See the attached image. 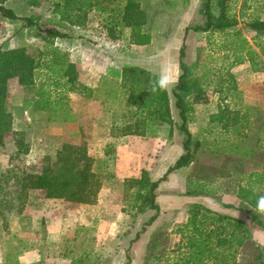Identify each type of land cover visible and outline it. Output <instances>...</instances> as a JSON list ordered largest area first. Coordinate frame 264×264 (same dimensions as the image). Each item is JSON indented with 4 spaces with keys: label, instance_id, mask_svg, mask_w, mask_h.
Instances as JSON below:
<instances>
[{
    "label": "rangeland",
    "instance_id": "rangeland-1",
    "mask_svg": "<svg viewBox=\"0 0 264 264\" xmlns=\"http://www.w3.org/2000/svg\"><path fill=\"white\" fill-rule=\"evenodd\" d=\"M124 2L115 0L106 4V7L108 9L121 7ZM137 2L146 15L145 28L154 36L151 51L165 50L169 55L178 58L185 28L203 25L205 22L199 0H137ZM226 5L227 12L236 20V25L223 33L189 31L184 38V61L189 67L197 62L196 67L239 68L244 79L253 73V63L248 60L235 63V55L223 48L225 45L229 46L237 32L255 51L254 62H261L259 65L264 66V53L260 49V47L264 49V34H257L246 27L249 21L264 18V0H228ZM5 6L12 9L21 19L9 20L0 15L2 49L23 48L28 54L42 50L44 45L42 29L49 26L51 2L6 0ZM213 11L217 14L216 4ZM30 17L35 18L34 24L28 26L25 19ZM105 17L106 12H91L84 27H68L63 31L67 34L66 38L54 40L55 46L62 50L65 48L66 39L81 38L86 41L84 43L88 48L84 49L82 46L80 49L87 56L91 55L97 60L92 64L95 66L93 74L90 78L87 77L90 79V86L95 89L104 86L106 81L118 82L120 78L118 67L112 66L109 70V63L102 59L104 51H107L105 55L112 59V64L114 62L118 65L121 62L144 68L151 66L152 62L156 63V59L144 56L145 48L129 44L128 29L116 39H106V30L102 27ZM94 41L104 50L99 49L98 45L89 48V42ZM122 55L125 58L121 59ZM74 59L70 54V61L78 72L80 66L76 65ZM47 68L45 66L38 68L33 86H21L15 79L9 80L8 83L6 109L12 115V132L5 137L4 145L0 146V175L5 173L0 179V264H14L16 256L38 248L41 243L42 253L52 257L54 264H126L127 258L130 259L129 264H152V248L156 242L163 243L162 238L154 236L149 229L150 226L145 227V232L140 233L143 223L152 212L131 208V194L134 189L124 188L121 179L115 177L116 156L113 151L111 153L109 151V154L104 152L106 138L104 139L103 133L92 134L94 123L100 122L99 116L112 115L109 133L112 138H118L127 124L133 120L126 115L123 103L121 105L110 103L102 90H98L97 98L89 102L93 104L84 109H78L82 107L80 98L83 97L69 94L67 100L69 109L65 114V120L49 122L48 112L33 109L39 90L51 98L54 96L50 90L54 87L52 79L57 78V75L54 70ZM49 78L51 80H48ZM95 115L97 118L94 119ZM258 120L264 124V113L258 116ZM151 127L152 125H147L146 129L150 130ZM16 138L24 139L28 147L26 154L16 155L14 144ZM65 144L84 146L95 159L96 172L104 178L99 201L97 197L92 205L83 206L62 199L42 198L40 191L32 189L24 191L18 183L23 174L39 173L43 164L54 161L56 152ZM108 146L114 145L110 143L106 147ZM26 210L32 214L28 224L22 221L18 225V215ZM52 210L63 214L81 211L82 219L78 225H75L76 220L73 219L75 223L71 221L67 227L69 231L61 235V238L50 239L52 236L44 231L45 223L40 219V213L48 214ZM22 227L26 230H21ZM34 231L36 236L28 237V234ZM146 232L147 235L143 237ZM164 244H167V240Z\"/></svg>",
    "mask_w": 264,
    "mask_h": 264
},
{
    "label": "crops",
    "instance_id": "crops-1",
    "mask_svg": "<svg viewBox=\"0 0 264 264\" xmlns=\"http://www.w3.org/2000/svg\"><path fill=\"white\" fill-rule=\"evenodd\" d=\"M84 42L81 38L66 39L63 50L70 52L80 66L78 79L91 87L88 78L95 68L93 61L97 60L80 49L88 48ZM153 43L151 35L150 44L139 47L146 49L145 57L156 59L151 66H144L146 70L157 77L166 72L175 81L167 89L172 123L154 124L143 135L122 133L118 138L109 136L112 115L99 116L100 122L94 123L92 134L103 133L104 152L113 151L116 156L114 173L122 183L128 178H139L142 172L156 181L184 153V136L177 129L180 117L171 94L181 73L179 59L165 50L151 51ZM89 44V48L98 45L95 41ZM99 49L104 50L100 46ZM106 52L102 59L109 63V70L112 66L118 67L120 74L126 64H112ZM196 64L189 67L199 83L197 92L187 99L190 112L186 122L192 158L188 165L171 171L155 191L159 213L149 229L163 243L156 242L153 246L152 264H264V229L255 221L257 218L264 224V214L256 213L250 204L264 195V124L258 120L264 113V73L253 72L242 79L239 68H205ZM90 100L80 98L82 107L78 109L91 106ZM110 143L114 146L106 147ZM99 197L98 194V201ZM31 215L27 210L18 215V225L22 221L27 225ZM40 216L45 223L44 231L52 236L50 239L61 238L69 231L67 227L73 219L75 225L82 219L81 211L63 214L52 210ZM31 235L36 236V232L28 237ZM243 235L248 239L242 246ZM40 248L42 243L16 256L12 262L54 264L52 257L44 255ZM255 248L261 257L258 259L256 255L251 262Z\"/></svg>",
    "mask_w": 264,
    "mask_h": 264
},
{
    "label": "trees",
    "instance_id": "trees-1",
    "mask_svg": "<svg viewBox=\"0 0 264 264\" xmlns=\"http://www.w3.org/2000/svg\"><path fill=\"white\" fill-rule=\"evenodd\" d=\"M6 0H0V15L9 20H19L12 9L5 6ZM51 2V17L49 26L42 29L44 33V45L42 50L28 54L21 49H2L0 43V146L4 145L5 137L12 132V115L6 109L8 98V82L15 79L21 86H33L36 71L41 66L48 67L56 72L57 78L52 79L53 98L39 90L38 99L33 103L34 110L46 111L50 114L49 122L64 121L67 113V100L69 94H77L85 99L97 98L98 90H102L106 99L116 105L124 104L126 115L131 123L124 128V134L143 135L147 125L171 124L169 93L166 91L150 92L149 81L157 76L145 68L136 64H128L122 67L118 82L106 81L104 86L91 88L78 79V72L70 61L68 51H63L54 44L57 38H66L63 31L68 27H84L88 22L91 12H106L102 27L110 39H116L128 29V42L134 46H145L151 42V34L146 30V15L137 0H124L121 7L108 9L106 4L115 0H46ZM201 13L205 22L203 25L186 27L184 38L189 31L223 33L236 25V20L227 12L228 0H199ZM216 1V2H215ZM218 6L217 14L214 6ZM33 17L26 18L28 26L34 24ZM247 29L257 34H264V18H257L246 24ZM184 38L179 49L178 59L180 76L171 94L175 99L174 106L178 110L180 123L177 126L179 133L184 136L182 149L184 153L177 159L174 166L169 167L167 172L158 180L152 181L146 172H142L139 178H128L124 180L123 186L134 189L132 192L131 208L142 212L147 210L152 215L143 223L140 233L145 232V227L152 225L159 213V207L155 203V191L161 181L173 170L188 165L192 158L190 149L191 136L187 130L186 122L190 112L187 99L197 92L196 86L199 78L192 77L189 66L185 63ZM225 51L230 50L235 55V63H243L248 60L253 63V72H263L264 66L261 62H254L255 51L249 46L247 40L235 33L229 46L225 45ZM264 53V49L260 47ZM48 80H51L49 78ZM44 84V83H43ZM43 84L41 88L43 87ZM16 155L26 154L28 147L23 138L14 139ZM96 162L84 146L65 144L56 152L55 160L43 164L39 173H25L19 178L18 183L22 190H38L42 198L62 199L76 205H92L96 202L104 178L96 172ZM5 175L2 173L0 179ZM15 178H17L15 176ZM1 183V180H0ZM257 198L250 204L256 206ZM256 224L264 229V224L255 218ZM138 235H136V239ZM247 236L241 238V245L245 244ZM131 243V242H130ZM255 248L252 252V261L261 257ZM130 259L127 258V263ZM246 264V262L244 263Z\"/></svg>",
    "mask_w": 264,
    "mask_h": 264
},
{
    "label": "clouds",
    "instance_id": "clouds-1",
    "mask_svg": "<svg viewBox=\"0 0 264 264\" xmlns=\"http://www.w3.org/2000/svg\"><path fill=\"white\" fill-rule=\"evenodd\" d=\"M175 81L173 77L168 73L160 74L156 79L149 81L148 91L157 92V91H166L169 86L174 84ZM254 211L258 214H264V195L257 197V202Z\"/></svg>",
    "mask_w": 264,
    "mask_h": 264
}]
</instances>
